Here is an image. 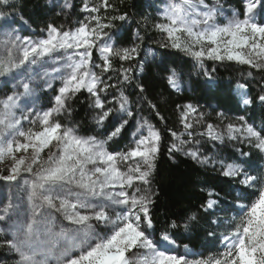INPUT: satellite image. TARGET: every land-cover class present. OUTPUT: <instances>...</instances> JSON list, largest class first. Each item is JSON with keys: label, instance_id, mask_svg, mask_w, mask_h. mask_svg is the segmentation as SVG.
Masks as SVG:
<instances>
[{"label": "rangeland", "instance_id": "rangeland-1", "mask_svg": "<svg viewBox=\"0 0 264 264\" xmlns=\"http://www.w3.org/2000/svg\"><path fill=\"white\" fill-rule=\"evenodd\" d=\"M57 1L68 8L65 0ZM106 1L85 0L77 25L49 27L39 35L22 19L1 12L6 1L0 0L2 263L264 264V126L244 119L207 122L189 104L181 107L172 151L238 178L256 195L250 204L227 207L235 209L228 214L217 206L218 257L202 259L188 247L178 251L166 236L150 235L148 182L158 134L143 118L131 120L124 106L122 83L139 49L114 46ZM148 1L154 4V28L162 42L184 51L195 64L226 60L264 75V0ZM114 62L120 66L117 75ZM247 82L254 92L262 91L250 76ZM80 90L100 111V123L111 116L122 125L106 138L65 126L60 120L64 102ZM234 93L241 106L249 105L246 85H236ZM127 123L129 146L111 151L110 140ZM244 150L259 160V179L243 170ZM208 204L213 201L207 209Z\"/></svg>", "mask_w": 264, "mask_h": 264}, {"label": "trees", "instance_id": "trees-1", "mask_svg": "<svg viewBox=\"0 0 264 264\" xmlns=\"http://www.w3.org/2000/svg\"><path fill=\"white\" fill-rule=\"evenodd\" d=\"M2 1L6 3L1 2V12L22 19L39 35L49 27L73 28L82 19L80 9L85 4V0H65L68 8H64L57 0ZM106 5L114 46L139 49L137 58L130 62L127 81L122 83L124 106L131 120L143 118L158 134L148 182L151 190L146 208L149 233L157 239L168 237L178 251L188 247L202 259L218 257L222 230L215 222L219 217L217 206L223 207L224 214L234 212V208H226L237 201L250 204L256 192L239 185L238 178L202 168L189 157L172 151V139L179 132L181 107L185 104L203 112L207 122L233 123L244 119L255 127L264 126V102L258 101L264 97V75L246 64L226 60L195 64L187 53L162 42V34L154 28V4L148 0H107ZM113 67L117 75L120 66L114 62ZM249 76L262 91L254 92L247 82ZM173 80L177 87H173ZM238 84L247 87L249 105L246 107L241 106L234 93ZM43 97L41 94L39 99ZM60 118L77 134L97 138H106L122 125V121L111 116L100 123V111L84 90L65 100ZM130 132V123L121 127L109 142L110 150L126 149ZM244 152L247 157L241 161L243 170L259 179V160L248 150ZM225 158L232 161L229 154ZM210 199L217 201L214 210L206 208ZM3 259L0 249V264Z\"/></svg>", "mask_w": 264, "mask_h": 264}]
</instances>
